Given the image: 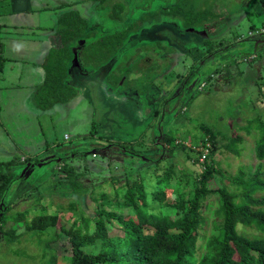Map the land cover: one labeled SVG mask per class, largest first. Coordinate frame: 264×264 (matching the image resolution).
<instances>
[{
    "label": "rangeland",
    "instance_id": "rangeland-1",
    "mask_svg": "<svg viewBox=\"0 0 264 264\" xmlns=\"http://www.w3.org/2000/svg\"><path fill=\"white\" fill-rule=\"evenodd\" d=\"M214 1L216 3L213 4ZM250 1L252 0H199L197 5L199 3L202 7L207 3L206 9L222 15L211 20L209 26L192 28L194 31L183 29L178 20L173 19L171 22V19L161 17L159 29L154 30L164 29L170 22L176 27L175 30L172 28L160 32L159 39L163 40L165 36L169 38L168 42H162L164 45H158L165 49L154 47L157 44L149 46V41L143 39V33L132 38L128 35L120 56L108 65L107 76L109 75L111 82H106L108 85L105 83V88L111 95H120L116 101L96 93L94 86L88 88L82 84L76 85L79 90L76 102L69 103V106L57 104L46 113H42L44 109L40 107L38 99L35 98L32 104H24L22 108L21 98L15 97L18 100L16 107L10 111L5 108V116L0 114V164L15 160L12 171H15L17 176L4 200V204L13 205L12 210L5 215L6 218L11 215L16 217V214L24 211L29 212V220L44 211L57 214L63 212V209H68L75 199L81 206L82 211L79 214L88 211V216L94 217L95 211L100 208L101 194L106 193L113 203L122 200L116 199L109 190L116 186L125 187V180H129L131 184L142 182L147 191L152 192L155 187H159L156 174L159 172L162 175L171 164H160L162 159H168L163 155L164 148L168 147L163 141L165 135H174L178 139L177 142L200 150V138L204 137V134L199 126L204 121L211 123L214 129L221 131L224 136L239 135L243 138V143L239 146L240 155L225 152L220 148L216 158L221 162L220 168L225 174L235 176L240 169L245 172L253 171L258 164L255 158V141L261 138L264 132V54L259 57L252 56L253 47L247 44L250 39L248 20L250 18L252 25L260 26L264 21V0ZM107 2V13H111L110 7L114 3H122L125 7L124 22L116 25L113 21L106 20L107 28H110L106 34L113 35L130 17L137 21L142 13L155 14L167 10L174 6L176 0ZM137 2H140L139 8L136 7ZM242 10L246 13L243 14ZM239 12L242 15L236 17L235 14ZM235 18L242 23L240 31H235H239L240 36L243 35L241 43L234 37ZM136 21L135 25L141 24ZM169 30L178 34L171 35L167 33ZM206 39L211 40L208 42L209 46H213L217 51L224 47L229 49L213 55L210 60L206 58L209 62L205 63V70L200 71L197 67L194 68V62L202 51L206 53L207 48L202 43ZM89 51L92 53L95 50L91 48ZM136 60L140 61L139 66H133ZM214 66L220 68V72L211 78L208 73ZM104 67H101V70ZM192 70L194 74L189 81L186 77ZM84 72L87 70H83L81 74L84 75ZM154 72H157V75L151 76ZM111 73L115 75L111 76ZM121 75L124 81L117 87L115 78ZM115 81L116 83H112ZM9 93L4 94L5 98L0 104L5 101L10 104ZM128 94H131L132 99L140 101L145 110L148 109L149 126L145 127V135L139 136L138 141L132 137L126 138L128 129L132 132L136 129L131 128L133 124L127 122L126 118L119 117L126 113L142 117L141 111L138 113L125 99ZM50 102V99H47L42 104L49 106ZM116 104L120 106L115 107ZM24 110L27 112L24 113ZM187 133L196 136L195 140L190 142ZM130 144L132 151H125L120 146L129 147ZM47 148L48 151H45ZM204 151L206 153L205 149ZM187 152L192 151L187 148ZM46 153L48 158L44 157ZM194 154L191 156L194 157ZM66 157L68 159L64 162L62 159L58 164L50 163L41 167L38 165L25 170L31 163L42 164ZM170 158L174 164L178 163L180 168H185L193 176L199 175L203 170L202 161L198 164L186 160V154L181 149H177ZM62 162L68 165L67 172L61 170ZM172 171L180 174L175 166ZM24 173L25 178L21 179ZM221 181L223 185L229 184L227 180L220 179L217 182L220 186ZM89 187L92 192L85 194ZM78 188L81 194L76 192ZM38 198L41 202H37ZM153 205L157 207L156 212H160L158 203L154 202ZM123 213L128 214V210ZM70 216L66 214L65 218ZM62 224L70 227L71 221L63 219ZM17 231L24 236L16 238L15 241H7L6 235L2 238L0 232V264H46V260L51 257V253L47 254L50 250L48 251L34 234L25 235L23 228ZM115 232L111 230L112 235ZM66 245L65 239L54 241L52 244L55 248L52 253H56L58 264H69L64 251ZM99 250L100 243L84 249L89 254H97Z\"/></svg>",
    "mask_w": 264,
    "mask_h": 264
},
{
    "label": "trees",
    "instance_id": "trees-1",
    "mask_svg": "<svg viewBox=\"0 0 264 264\" xmlns=\"http://www.w3.org/2000/svg\"><path fill=\"white\" fill-rule=\"evenodd\" d=\"M106 2L107 0H103L102 4ZM197 2L199 0H176L174 6L158 11L147 19L173 18L182 23L183 29L190 30L202 28L203 25L209 26L211 20L220 17L217 12L206 9L207 3L201 7ZM124 11L122 3H114L110 18L124 22ZM139 26L133 24L98 42L101 52L96 47L93 48L95 57L99 58L94 65L100 66L109 61L122 48L128 35L137 31ZM260 26L250 27L251 35L248 36L250 39L247 44L253 47L252 56L264 54V33L261 32L264 24L260 23ZM85 30L86 22L76 12L65 15L59 21L56 41L47 63V79L37 92L36 99L40 107L49 108L73 96L72 89L64 83L71 58L68 44L78 37H86ZM240 37L236 36L237 39ZM209 39L202 42L207 51L198 55L194 68L204 69L206 64L203 65V59L229 49L224 47L217 51L209 46ZM242 39L243 37L239 43ZM2 66L0 64V70ZM207 66L210 68L209 64ZM192 71L186 77L189 81L194 74ZM219 72L220 68L214 66L208 74L213 78ZM121 77L122 75L118 77L117 82ZM47 99L51 102L49 106H44L42 102ZM199 129L204 134L200 138V150L203 152L177 142L174 135H165L163 141L168 147L164 148L163 155L168 159H162L160 164H171L162 175L159 172L156 174L159 187H155L154 191L148 192L142 182L131 184L129 180H125V187L116 186L109 190L116 199L122 200L113 203L106 193L101 194L100 208L95 211L94 217L88 216V211H85L87 214L84 211L79 214L82 210L76 199L63 212L50 214L44 211L40 215H34L32 220L28 219L29 212L25 211L16 214V217L11 215L6 218L5 215L9 212L5 210V214L0 215L1 237L6 235L7 241H15L24 236L18 234L17 230L20 228L25 230V235L34 234L50 250L47 254L51 253V257L46 260V264H58L56 253H52L55 252L52 244L62 239L67 242L64 251L69 264H264V132L255 141V158L258 164L254 170L245 172L240 169L235 176H230L220 168L221 162L216 157L220 148L240 155L239 146L243 143V138L239 135L224 136L207 121ZM187 135L190 142L196 138L191 133ZM120 146L125 151H132L131 144L129 147ZM187 148L192 152H187ZM177 149L186 154V160L198 164L202 161L203 170L199 175L193 176L185 168H180L178 163L174 164L170 156ZM191 153H195L194 157ZM15 164V160L0 164V201L7 189L6 185L15 182L17 176L12 171ZM174 166L179 175L172 171ZM62 169L67 172L68 165L64 163ZM220 179L227 180L229 184L223 185L221 181L220 186L217 184ZM90 191L92 192L89 187L84 193L90 194ZM37 202H41L39 198ZM154 202L160 206V212H156ZM12 207L10 205L9 209ZM166 208L168 209L165 210ZM125 210H128V214L123 213ZM66 214H70V218H65ZM63 219L71 221L70 227L62 224ZM111 230L116 231L114 235ZM98 243L100 250L97 254L84 251Z\"/></svg>",
    "mask_w": 264,
    "mask_h": 264
},
{
    "label": "crops",
    "instance_id": "crops-1",
    "mask_svg": "<svg viewBox=\"0 0 264 264\" xmlns=\"http://www.w3.org/2000/svg\"><path fill=\"white\" fill-rule=\"evenodd\" d=\"M102 1L103 0H0V62L3 64L2 69L0 70V101L2 102L4 100V94L6 92H10L9 95L11 94L9 97L10 104L6 101L0 104L1 115H6V111L4 110L5 108L10 111L16 107L18 100H16L15 97L21 98L20 103L22 108H24V104L29 105V103L32 104L35 101V98H37V92L42 88L47 79V63L52 46L56 41L55 37L59 28V21L71 12L78 13L86 22V37H78L68 44L71 58L64 83L72 89L73 96L69 100L62 103H55L49 108H42L44 109L42 113L51 111L57 104L69 106V103L73 104V102H76L75 99H78L79 97V90L76 85L79 86L82 84L88 88L94 86L95 92L102 94V96H105L108 100L116 101V99L120 97V95L117 96L115 94L111 95L110 92L107 93L105 87L106 84L108 85L106 82H111L109 75L107 76L108 65L118 59L123 48H125L127 38L123 47L115 53L109 61L101 64L100 66L94 65L99 58L95 57L94 52L91 53L89 51V49L96 47L99 52H101V45H98V42L105 37L112 36L106 34L110 31V28H107L106 20L113 21L116 25L117 23L120 24V21L112 20L110 18V13L105 12L108 8L107 6L109 1L106 4H102ZM250 2H253V0ZM139 6L140 2H137L136 7L139 8ZM245 9H247V7ZM132 10H134V8H132ZM241 12L243 14L246 13L243 10ZM241 12L235 14L236 17L242 15L240 14ZM262 13L264 14V12ZM139 14H141V12H139ZM152 14H154V12L150 14L142 13L139 15L137 21L133 17H130L126 24L124 23L123 26L119 27L120 30L117 33L125 30L126 27L128 28L133 25L135 23L134 21H136V23H141L139 26L140 28L129 34L131 38L143 33V39L149 41V46L157 44V46L154 47L164 48L162 46L159 47L158 45H164L163 43L168 42L169 38L168 36H165L163 40L159 39L160 32H164L165 29L169 28H174L175 30L176 27L172 26L171 23L173 18L163 17L165 19H171V22L168 23V26L164 27V29L154 30L159 29L161 20L150 18L145 19V17L147 18ZM235 21L236 26L233 30L235 34L234 37L240 36L239 31L242 26L241 20L237 21L235 18ZM251 22L252 21L249 18V27L252 25ZM163 24H165L164 20ZM262 24H264V21H262ZM174 30H169L167 33L177 35L178 33L174 32ZM237 30H239L238 33L235 32ZM250 33L251 31L249 29L248 36ZM242 37L243 35L237 40L240 41ZM145 46L148 45L145 44ZM77 49L79 51L78 54ZM170 52H173V50H170ZM262 52L263 51H261V53ZM101 67L104 68L101 70ZM83 70H87V72H84V75L81 74ZM112 74L115 75V73H111L110 75L112 76ZM154 75H157V73ZM115 79H118V77ZM123 81L124 78L118 80L117 87H119L120 84H123ZM112 83H116V81ZM96 87H98V89H96ZM82 94H84V91ZM126 97L128 99H125L130 102L133 109H137L138 113L141 111L142 117L139 118L137 115L132 116L126 112V115L121 114L119 117L126 118L127 122L133 124L131 128L136 129L135 132L128 129V136L126 138L132 137L138 141L140 139L139 136L143 137L145 135L143 133L145 127L148 128L149 126L150 119L148 118V109L145 110L142 103L137 99H132L131 94H128ZM114 106L119 107L120 104H116ZM26 112L27 110H24V113ZM114 134L118 135V133ZM84 139L87 138L84 137ZM108 140L112 141V139ZM44 145H46V142ZM45 151H48V148L45 149ZM44 157L48 158L47 153ZM62 159H64V162L68 159V157ZM52 161L53 162L50 161L47 163H56V160ZM63 162L60 164L61 170L64 167ZM48 164H45L44 166ZM33 166L36 165L32 163L31 168ZM62 171L64 172V170Z\"/></svg>",
    "mask_w": 264,
    "mask_h": 264
},
{
    "label": "flooded vegetation",
    "instance_id": "flooded-vegetation-1",
    "mask_svg": "<svg viewBox=\"0 0 264 264\" xmlns=\"http://www.w3.org/2000/svg\"><path fill=\"white\" fill-rule=\"evenodd\" d=\"M172 19V18H171ZM169 29H171V28H169ZM125 42V41H124ZM124 42H123V44H124ZM122 47H123V45H122ZM256 57H259V56H256ZM212 57H210L209 58V60L211 59ZM243 58V57H242ZM209 60H207V59H203L202 60V63H203V65H204V63H208L209 62ZM166 62V61H165ZM134 65H136V66H139L140 65V61H138V60H136L135 62H133V66ZM201 65V64H200ZM129 68H131V67H129ZM134 68V67H133ZM201 70H205V69H203V68H201L200 69V71ZM206 72V71H205ZM157 73V72H156ZM154 74H151V76H153ZM150 76V77H151ZM36 165V164H35ZM31 167H29L28 169H30ZM27 171H25V173H26ZM25 173L24 174H22L21 175V179H23V178H25L24 176H25ZM18 180V179H17ZM12 186H13V184L12 183H10L9 185H6V187H7V189L5 190V193H4V195L2 196V198H1V201H0V215L6 210V212L8 213V212H10L11 210H12V208L11 209H9V206L10 205H12V204H4L5 202H4V200L6 199V197L8 196V194H9V192L11 191V188H12ZM3 206V207H2ZM9 209V210H8ZM8 210V211H7ZM3 211V212H2Z\"/></svg>",
    "mask_w": 264,
    "mask_h": 264
},
{
    "label": "water",
    "instance_id": "water-1",
    "mask_svg": "<svg viewBox=\"0 0 264 264\" xmlns=\"http://www.w3.org/2000/svg\"><path fill=\"white\" fill-rule=\"evenodd\" d=\"M91 154H94V153H91ZM61 160H62V158H61V159H57V160H56V164H58ZM45 164H46V163H42V164L39 163V164H37L36 166L39 165V166L41 167V166H43V165H45ZM31 166H32V163L29 164L25 170H28V168L31 167Z\"/></svg>",
    "mask_w": 264,
    "mask_h": 264
},
{
    "label": "built area",
    "instance_id": "built-area-1",
    "mask_svg": "<svg viewBox=\"0 0 264 264\" xmlns=\"http://www.w3.org/2000/svg\"><path fill=\"white\" fill-rule=\"evenodd\" d=\"M261 32L264 33V29Z\"/></svg>",
    "mask_w": 264,
    "mask_h": 264
},
{
    "label": "clouds",
    "instance_id": "clouds-1",
    "mask_svg": "<svg viewBox=\"0 0 264 264\" xmlns=\"http://www.w3.org/2000/svg\"><path fill=\"white\" fill-rule=\"evenodd\" d=\"M251 35V34H250Z\"/></svg>",
    "mask_w": 264,
    "mask_h": 264
}]
</instances>
